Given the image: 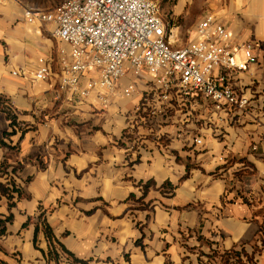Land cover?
<instances>
[{
    "label": "crops",
    "instance_id": "0c3cea01",
    "mask_svg": "<svg viewBox=\"0 0 264 264\" xmlns=\"http://www.w3.org/2000/svg\"><path fill=\"white\" fill-rule=\"evenodd\" d=\"M186 4L252 45L257 63L229 77L246 108L177 86L163 99L153 76L131 71L107 107L96 93L67 104L55 96L65 45L24 14L55 6L0 0V182L20 189L0 199V264H74L47 257L40 216L88 264H264V0H178L175 14ZM166 23L173 43L193 39L196 24ZM40 58L52 74L36 81Z\"/></svg>",
    "mask_w": 264,
    "mask_h": 264
},
{
    "label": "built area",
    "instance_id": "2783aa9c",
    "mask_svg": "<svg viewBox=\"0 0 264 264\" xmlns=\"http://www.w3.org/2000/svg\"><path fill=\"white\" fill-rule=\"evenodd\" d=\"M24 14L30 23H51L53 36L65 45L59 51L55 96L67 104L83 103L96 93L107 107L128 71L136 78L153 76L163 99L177 86L184 94L210 99L218 110L224 105L242 110L249 104L246 96L235 93L229 77L248 70L257 57L252 45L233 42L230 29L213 13H205L193 29V39L178 48L172 45L171 27L156 0H63L51 10L28 5ZM51 74L40 58L34 79ZM135 88L133 80L123 94L131 97Z\"/></svg>",
    "mask_w": 264,
    "mask_h": 264
},
{
    "label": "rangeland",
    "instance_id": "374dc122",
    "mask_svg": "<svg viewBox=\"0 0 264 264\" xmlns=\"http://www.w3.org/2000/svg\"><path fill=\"white\" fill-rule=\"evenodd\" d=\"M30 3H36L43 7H53L62 2L63 0H26ZM160 4L161 8V15L164 18V20L170 25H175L178 27V32H186V29L193 24H196V22L200 19L201 15L204 13L203 10H201L200 15L196 17L198 13V9L193 6H188V4L185 5V9L181 15L175 14V5L178 0H156ZM188 6V7H187ZM189 8V10H188ZM188 10V12H187ZM186 36L182 37H176L175 42L172 44L174 47H180L185 42L188 41L189 35L188 32H186Z\"/></svg>",
    "mask_w": 264,
    "mask_h": 264
},
{
    "label": "trees",
    "instance_id": "16d2710c",
    "mask_svg": "<svg viewBox=\"0 0 264 264\" xmlns=\"http://www.w3.org/2000/svg\"><path fill=\"white\" fill-rule=\"evenodd\" d=\"M7 116L8 118L12 121V124L15 123V118L11 112L10 109L6 110ZM20 189L19 187L16 185L15 182H13L12 187H8L6 184H3L0 182V199L2 195H5L8 199L13 198V193H18L19 194ZM10 217H6V219H3L2 217H0V233L3 232V228H4V223L6 220H9ZM40 220H42V223L45 226V233H46V237L49 241V250L47 252V257L51 260H56L58 262L61 253L62 254H66V256L72 260V262L74 264H88L86 261L84 260H80L74 257V255L69 252L63 245L62 243L55 237L51 227L48 225V223L46 222V219H43L42 216H40L39 218ZM233 256H236V254H233Z\"/></svg>",
    "mask_w": 264,
    "mask_h": 264
}]
</instances>
